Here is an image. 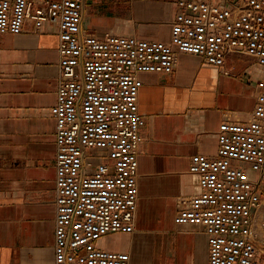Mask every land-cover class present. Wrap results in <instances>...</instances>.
<instances>
[{"label": "built area", "instance_id": "obj_1", "mask_svg": "<svg viewBox=\"0 0 264 264\" xmlns=\"http://www.w3.org/2000/svg\"><path fill=\"white\" fill-rule=\"evenodd\" d=\"M176 6L165 42L85 34L83 0H0V40L21 34L27 20L36 32L57 26L59 76L50 109L57 147L54 264H131L129 252L99 241L135 231L145 126L139 75L172 73L178 52L216 67L229 55H247L261 69L250 119L223 121L216 156L192 157L189 172L199 191L182 199L175 223L204 227L209 264H264L257 219L264 201V0H176Z\"/></svg>", "mask_w": 264, "mask_h": 264}, {"label": "crops", "instance_id": "obj_2", "mask_svg": "<svg viewBox=\"0 0 264 264\" xmlns=\"http://www.w3.org/2000/svg\"><path fill=\"white\" fill-rule=\"evenodd\" d=\"M176 13V0H83L82 30L169 42ZM58 40L55 24L36 32L32 20L0 40V264H54ZM260 73L247 55L216 67L179 52L172 73H140L135 231L110 233L102 247L129 252L131 264H209L204 227L175 216L199 191L192 157L216 156L223 121L250 119Z\"/></svg>", "mask_w": 264, "mask_h": 264}, {"label": "rangeland", "instance_id": "obj_3", "mask_svg": "<svg viewBox=\"0 0 264 264\" xmlns=\"http://www.w3.org/2000/svg\"><path fill=\"white\" fill-rule=\"evenodd\" d=\"M255 172L252 169H249L248 171V177L249 179L255 178ZM258 219V233H259V239H260V246L264 248V201L262 202V206L257 214Z\"/></svg>", "mask_w": 264, "mask_h": 264}]
</instances>
